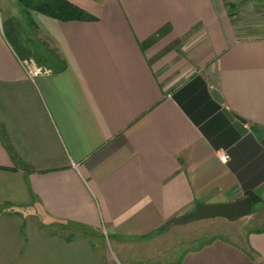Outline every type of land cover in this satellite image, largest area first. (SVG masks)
I'll list each match as a JSON object with an SVG mask.
<instances>
[{"label":"crops","instance_id":"crops-1","mask_svg":"<svg viewBox=\"0 0 264 264\" xmlns=\"http://www.w3.org/2000/svg\"><path fill=\"white\" fill-rule=\"evenodd\" d=\"M70 1L89 18L27 13L59 56L32 78L5 26L22 7L0 0V264H108L98 232L264 205V0ZM180 264H264V230Z\"/></svg>","mask_w":264,"mask_h":264},{"label":"rangeland","instance_id":"rangeland-1","mask_svg":"<svg viewBox=\"0 0 264 264\" xmlns=\"http://www.w3.org/2000/svg\"><path fill=\"white\" fill-rule=\"evenodd\" d=\"M1 5L3 6L2 0ZM261 12L264 19V5ZM10 13L13 21H17L20 26L19 29L31 22L23 8H10ZM5 26L7 33L13 36V26L10 23ZM255 207L249 217L237 221L216 218L185 225H176L173 222L167 229L147 239H115L102 233L100 235L99 232L95 235L102 239L104 248L112 259L108 264H135L139 261L146 264H176L189 250L199 247L203 241L214 236L229 238L245 245L249 232L264 227V205L257 204Z\"/></svg>","mask_w":264,"mask_h":264},{"label":"trees","instance_id":"trees-1","mask_svg":"<svg viewBox=\"0 0 264 264\" xmlns=\"http://www.w3.org/2000/svg\"><path fill=\"white\" fill-rule=\"evenodd\" d=\"M21 7L23 8L24 14L27 16L30 23L24 28L19 29L18 23L12 24L13 36L7 33V37L11 42L16 53L21 59L32 58L38 65L48 67H54L59 62V56L46 42L40 40L36 35V24L33 19L28 16V12L37 11L42 14L60 19L62 21L70 20H84L89 18V13L82 7L71 2L70 0H18ZM253 199V212L256 209L257 200L255 197ZM165 230V229H163ZM162 230V231H163ZM264 227L256 229V231H263ZM228 239L220 236H214L211 239L203 241V243L194 249H199L216 239ZM190 251V250H189ZM183 259V258H182ZM181 259V260H182ZM179 260L176 264H180Z\"/></svg>","mask_w":264,"mask_h":264},{"label":"water","instance_id":"water-1","mask_svg":"<svg viewBox=\"0 0 264 264\" xmlns=\"http://www.w3.org/2000/svg\"><path fill=\"white\" fill-rule=\"evenodd\" d=\"M212 93L215 99L222 102L223 95L215 87H212ZM240 119L246 122L245 119ZM264 143V140H263ZM253 199L250 195L245 197L225 203L217 204H198L191 213L184 217H179L174 220L176 225H185L188 223L222 218L228 221H237L249 217L253 213Z\"/></svg>","mask_w":264,"mask_h":264},{"label":"built area","instance_id":"built-area-1","mask_svg":"<svg viewBox=\"0 0 264 264\" xmlns=\"http://www.w3.org/2000/svg\"><path fill=\"white\" fill-rule=\"evenodd\" d=\"M21 61L27 73L32 78L37 76L38 74L50 72L48 68L38 65L32 58L21 59ZM220 158L222 161L226 162L229 160V155L226 152H221Z\"/></svg>","mask_w":264,"mask_h":264}]
</instances>
